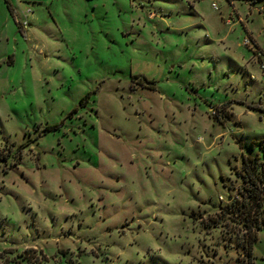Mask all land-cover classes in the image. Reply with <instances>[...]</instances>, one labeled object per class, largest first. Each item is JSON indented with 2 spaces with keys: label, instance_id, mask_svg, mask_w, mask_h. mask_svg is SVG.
<instances>
[{
  "label": "rangeland",
  "instance_id": "rangeland-1",
  "mask_svg": "<svg viewBox=\"0 0 264 264\" xmlns=\"http://www.w3.org/2000/svg\"><path fill=\"white\" fill-rule=\"evenodd\" d=\"M263 64L264 2L0 0V264H247L257 213L264 264Z\"/></svg>",
  "mask_w": 264,
  "mask_h": 264
},
{
  "label": "trees",
  "instance_id": "trees-1",
  "mask_svg": "<svg viewBox=\"0 0 264 264\" xmlns=\"http://www.w3.org/2000/svg\"><path fill=\"white\" fill-rule=\"evenodd\" d=\"M251 4H255L258 2H264V0H248ZM259 148L262 151L264 155V141H260L259 143ZM243 175H242V180L245 185L244 187V192L246 193V198L247 202L249 203L251 200L252 201H261L262 200V195L264 192V167L263 163H260V160L258 158H244L243 159ZM257 170L259 171L257 173ZM235 204V203H233ZM237 204V203H236ZM260 204V202L258 203ZM256 208V213L257 209ZM250 213V211H249ZM245 219L243 220L244 222V228L246 231V236L243 241V244L246 246V260L247 264H252V243L254 240H256V235H255V230H258L260 224L262 221H259L260 217L257 213L256 216H251L250 214L245 215ZM31 251V250H30ZM27 252V251H26ZM28 253V252H27ZM244 264V263H240Z\"/></svg>",
  "mask_w": 264,
  "mask_h": 264
},
{
  "label": "built area",
  "instance_id": "built-area-1",
  "mask_svg": "<svg viewBox=\"0 0 264 264\" xmlns=\"http://www.w3.org/2000/svg\"><path fill=\"white\" fill-rule=\"evenodd\" d=\"M243 45L247 48H251L252 45L256 46L255 43L250 39H245L243 42ZM256 55H257V59L260 60L261 59V53L256 50ZM260 69L262 70V72H264V64L261 65Z\"/></svg>",
  "mask_w": 264,
  "mask_h": 264
}]
</instances>
